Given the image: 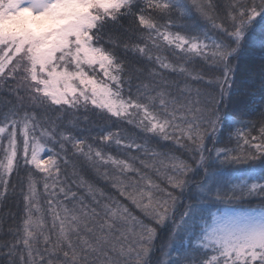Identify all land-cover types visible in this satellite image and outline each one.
Masks as SVG:
<instances>
[{
	"label": "snow or ice",
	"instance_id": "1",
	"mask_svg": "<svg viewBox=\"0 0 264 264\" xmlns=\"http://www.w3.org/2000/svg\"><path fill=\"white\" fill-rule=\"evenodd\" d=\"M0 96L3 264H264V0H0Z\"/></svg>",
	"mask_w": 264,
	"mask_h": 264
},
{
	"label": "trees",
	"instance_id": "2",
	"mask_svg": "<svg viewBox=\"0 0 264 264\" xmlns=\"http://www.w3.org/2000/svg\"><path fill=\"white\" fill-rule=\"evenodd\" d=\"M7 99H9L7 96H0V107L3 106V101H6ZM245 119H249V120L258 119V116H250V117H246ZM120 126L127 128L130 133H134L135 132V130L133 129V127L131 125L122 124ZM233 127L234 128L245 129L248 126H246V125H234ZM258 127H259V125H257V129H258ZM257 134L258 133L256 131L252 132V135H257ZM226 135L227 134L225 133V137L222 138L223 140H225V143H222L219 146H221V147H224V146L234 147L235 146V140H233L232 144H227L226 143ZM111 151L113 152V154H116L117 150H116L115 146L112 147ZM68 171L70 173L71 172V168H69ZM85 174L90 179H95V177L93 176L92 172L87 171ZM11 179H12V183L13 184H16L18 182L17 181V177L15 175H13L11 177ZM96 183L98 184L99 187L104 188V190L108 194H111L113 196L117 195V193L115 191H113L107 184L103 183L102 181L97 180ZM10 191H11V189H10ZM261 203H262V201L260 199L253 198V199L245 200L242 203L234 204L233 206H231L230 208H227V209H231V210H247V209H250V208H258ZM217 209H219L220 211L226 210V208L223 205H213L212 208H211V211H216ZM15 210H16V208H15V199L11 195L9 196V198L7 200L0 201V216H5L9 211H15ZM10 223H11L10 219H6L4 221V225L3 226H4V230L5 231L7 230V228H8ZM209 255H211V253H209ZM6 260H7V257L0 256V264H3V261H6Z\"/></svg>",
	"mask_w": 264,
	"mask_h": 264
},
{
	"label": "rangeland",
	"instance_id": "3",
	"mask_svg": "<svg viewBox=\"0 0 264 264\" xmlns=\"http://www.w3.org/2000/svg\"><path fill=\"white\" fill-rule=\"evenodd\" d=\"M222 211H231V209H226V210H222Z\"/></svg>",
	"mask_w": 264,
	"mask_h": 264
}]
</instances>
